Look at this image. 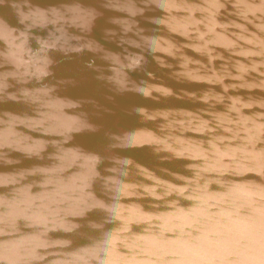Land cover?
Returning <instances> with one entry per match:
<instances>
[{"label":"water","instance_id":"water-1","mask_svg":"<svg viewBox=\"0 0 264 264\" xmlns=\"http://www.w3.org/2000/svg\"><path fill=\"white\" fill-rule=\"evenodd\" d=\"M262 188L264 0H0V264H264Z\"/></svg>","mask_w":264,"mask_h":264},{"label":"bare ground","instance_id":"bare-ground-1","mask_svg":"<svg viewBox=\"0 0 264 264\" xmlns=\"http://www.w3.org/2000/svg\"><path fill=\"white\" fill-rule=\"evenodd\" d=\"M260 190H264V188H262ZM263 209H264V202H261L260 205L258 206V210L257 211H262Z\"/></svg>","mask_w":264,"mask_h":264},{"label":"snow or ice","instance_id":"snow-or-ice-1","mask_svg":"<svg viewBox=\"0 0 264 264\" xmlns=\"http://www.w3.org/2000/svg\"><path fill=\"white\" fill-rule=\"evenodd\" d=\"M42 15L43 14H38V21H37L38 23L43 22L42 19H41Z\"/></svg>","mask_w":264,"mask_h":264}]
</instances>
